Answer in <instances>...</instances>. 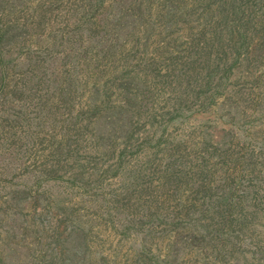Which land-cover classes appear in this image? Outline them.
Here are the masks:
<instances>
[{"label":"rangeland","instance_id":"1","mask_svg":"<svg viewBox=\"0 0 264 264\" xmlns=\"http://www.w3.org/2000/svg\"><path fill=\"white\" fill-rule=\"evenodd\" d=\"M0 264H264V0H0Z\"/></svg>","mask_w":264,"mask_h":264}]
</instances>
